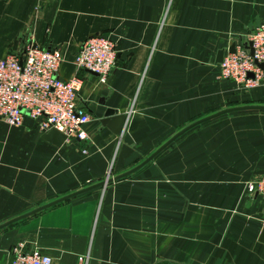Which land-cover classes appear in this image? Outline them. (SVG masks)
Segmentation results:
<instances>
[{"label":"crops","instance_id":"1","mask_svg":"<svg viewBox=\"0 0 264 264\" xmlns=\"http://www.w3.org/2000/svg\"><path fill=\"white\" fill-rule=\"evenodd\" d=\"M262 21L264 0H0V59L57 48L89 114L60 146L0 119V262L22 245L52 264H264V199L246 191L264 109L228 110L264 106V80L222 79L216 60ZM93 36L114 43L104 80L73 63Z\"/></svg>","mask_w":264,"mask_h":264},{"label":"built area","instance_id":"2","mask_svg":"<svg viewBox=\"0 0 264 264\" xmlns=\"http://www.w3.org/2000/svg\"><path fill=\"white\" fill-rule=\"evenodd\" d=\"M234 48L218 64L220 77L247 88L261 83L264 69L258 64L264 62V21L248 33L245 44L238 43ZM114 61V43L105 36L86 39L73 59L76 69L90 71L101 80L107 77ZM61 62L57 48L46 49L35 44L0 59V119L18 126L27 115L40 131L54 128L64 134L63 143L86 139L83 125L89 114L77 104L81 80L77 76L59 78ZM246 191L264 199V171L247 183ZM0 264H52V259L37 249L24 250L18 245L13 258Z\"/></svg>","mask_w":264,"mask_h":264},{"label":"water","instance_id":"3","mask_svg":"<svg viewBox=\"0 0 264 264\" xmlns=\"http://www.w3.org/2000/svg\"><path fill=\"white\" fill-rule=\"evenodd\" d=\"M234 50H235V48H234V44H232V45L229 47L228 51H229V52H233ZM250 52H252L251 49H250ZM223 53H224L223 50L218 51L217 59H216L218 62H220V61L222 60ZM258 65H259L262 69H264V62L259 63ZM249 75H250V74H249ZM252 108H254V109H264V106H257V105H255V106H245V107L232 108V109H228V110H236V109H252ZM113 113H114V110H112V109H108V110L106 111V116H108V115H112ZM124 119H125V116H124V115H119V116L116 117V121H117L116 123H117V126H116L115 128H117V129H115V130H116L117 133L120 131V129H121V127H122V124H123V122H124ZM191 126H192V125H191ZM42 138L45 139L46 141H48V142L54 144L55 146H60V145H62L63 142H64L65 135L62 134L60 131H58V130H56V129H54V128H51V129H49L48 131H46V132L43 133ZM60 200H61V198L58 199V200H56V201H54V202H52V203H49V204H46V205L40 206V207H38V208H36V209H34V210H32V211H30V212H28V213L22 215V216H26V215H28V214H31V213L35 212V211H38V210H40V209H43V208H45V207H47V206H49V205H51V204H53V203H56L57 201H60ZM0 226H1V225H0ZM260 240H262V241L264 240V225H263L262 233H261V235H260Z\"/></svg>","mask_w":264,"mask_h":264}]
</instances>
